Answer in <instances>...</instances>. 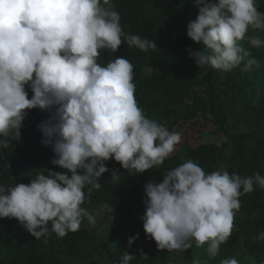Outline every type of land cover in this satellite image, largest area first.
Masks as SVG:
<instances>
[{
  "label": "clouds",
  "instance_id": "1",
  "mask_svg": "<svg viewBox=\"0 0 264 264\" xmlns=\"http://www.w3.org/2000/svg\"><path fill=\"white\" fill-rule=\"evenodd\" d=\"M194 5L198 16L187 35L205 46L189 50L200 69L239 67L250 55L241 41L264 48V12L257 0H194ZM125 43L144 52L157 48L155 41L124 32L112 0H0V149L20 139L28 110L54 109L38 127L41 143L55 153L52 164L65 170L38 173L28 184L0 185V218L17 219L36 240L47 243L52 232L64 238L79 231L85 218L96 224L82 205L86 188L88 194L101 188L107 161L114 158L123 169L144 173L162 165L181 142L180 132L146 117L138 106L128 59L98 62L102 51L117 52ZM255 63L248 59L241 70ZM119 178L113 170L110 180ZM254 185L264 189V175L206 173L185 161L161 181L145 184L144 231L160 250L207 245L208 257L215 258L232 235L240 197ZM136 239L138 233L129 237V247ZM256 239L264 241V231ZM135 258L125 251L121 264ZM219 264L240 261L229 257Z\"/></svg>",
  "mask_w": 264,
  "mask_h": 264
},
{
  "label": "trees",
  "instance_id": "2",
  "mask_svg": "<svg viewBox=\"0 0 264 264\" xmlns=\"http://www.w3.org/2000/svg\"><path fill=\"white\" fill-rule=\"evenodd\" d=\"M112 3L121 15L124 32L155 41L157 48L144 52L125 43L117 52L102 51L98 62L106 65L117 56L128 59L134 66L138 106L146 117L180 132L181 142L162 165L144 173L129 172L114 158L107 161L109 172L100 178L101 188L90 194L85 189L82 207L96 216L95 225L85 218L79 231L64 238L52 232L45 243V238L36 240L17 219L0 218V264H121L125 251L136 256L130 264H219L229 257H236L240 264H264V241L256 239L264 231V189L257 185L240 197L232 235L215 258L208 257L207 245L196 248L193 244L184 252L158 249L141 219L146 210L145 184L161 181L166 171L185 161L196 162L206 173L226 169L242 177L264 175V48L241 41L250 53L244 63L256 61L249 71L241 70L244 63L227 72L211 66L200 69L189 50L201 51L205 46L187 35L189 22L198 16L194 0ZM257 4L264 12V0ZM253 34L250 30L249 35ZM53 112L28 110L20 139L0 149V185L28 184L38 173L65 171L52 164V147L41 143L38 125ZM196 121L209 132L204 140L191 131ZM113 170L119 173L117 182L110 180ZM137 233L139 239L129 247V237Z\"/></svg>",
  "mask_w": 264,
  "mask_h": 264
},
{
  "label": "rangeland",
  "instance_id": "3",
  "mask_svg": "<svg viewBox=\"0 0 264 264\" xmlns=\"http://www.w3.org/2000/svg\"><path fill=\"white\" fill-rule=\"evenodd\" d=\"M193 124H194V128H192L191 131L195 130L197 132V135L195 137L199 140H202V139L204 140L205 137L208 135L207 133H209V132L206 133V130L203 129L202 125L198 124V121L194 122ZM202 132H205V134H206V135H204V137H202ZM188 140H192V137L189 136Z\"/></svg>",
  "mask_w": 264,
  "mask_h": 264
}]
</instances>
